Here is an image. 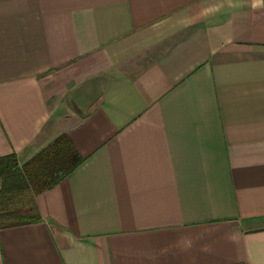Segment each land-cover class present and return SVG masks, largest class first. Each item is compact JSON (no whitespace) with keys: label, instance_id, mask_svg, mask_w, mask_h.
Masks as SVG:
<instances>
[{"label":"crops","instance_id":"crops-1","mask_svg":"<svg viewBox=\"0 0 264 264\" xmlns=\"http://www.w3.org/2000/svg\"><path fill=\"white\" fill-rule=\"evenodd\" d=\"M61 135L0 264H264V0H0V159Z\"/></svg>","mask_w":264,"mask_h":264},{"label":"trees","instance_id":"trees-1","mask_svg":"<svg viewBox=\"0 0 264 264\" xmlns=\"http://www.w3.org/2000/svg\"><path fill=\"white\" fill-rule=\"evenodd\" d=\"M60 137L21 168L13 155L0 159V228L35 219L28 201L30 189L52 185L59 173H67L79 162L70 142Z\"/></svg>","mask_w":264,"mask_h":264}]
</instances>
